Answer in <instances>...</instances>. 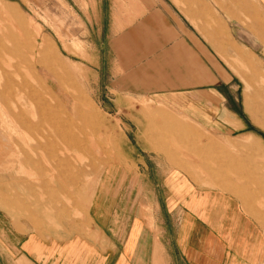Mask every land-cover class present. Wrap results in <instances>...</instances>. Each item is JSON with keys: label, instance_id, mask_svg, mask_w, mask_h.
<instances>
[{"label": "rangeland", "instance_id": "obj_1", "mask_svg": "<svg viewBox=\"0 0 264 264\" xmlns=\"http://www.w3.org/2000/svg\"><path fill=\"white\" fill-rule=\"evenodd\" d=\"M133 1L0 0V264H53L37 257L94 229L87 216L111 165L127 175L118 197L132 196L133 213L156 235L150 192L167 176L179 177L187 194L226 193L264 233V61L255 58L257 70L252 57L227 54L233 40L245 47L260 31L230 34L225 24L217 33L221 22L194 18L208 38L190 25L204 60L218 70L193 51L194 80L186 81L169 44L150 32L130 37L138 24L118 27L115 13ZM50 122L86 140V151ZM95 255L84 264H98Z\"/></svg>", "mask_w": 264, "mask_h": 264}, {"label": "crops", "instance_id": "obj_2", "mask_svg": "<svg viewBox=\"0 0 264 264\" xmlns=\"http://www.w3.org/2000/svg\"><path fill=\"white\" fill-rule=\"evenodd\" d=\"M178 1L181 3L173 0H134L131 2L132 5L125 6L126 9L122 8L119 13H115L117 15L115 21L119 23V28L132 23L138 24L129 33L130 37L138 39L151 33L154 43L169 44L173 52L170 60L176 66H181L179 73L186 75V81L194 80L193 51L200 58V63L204 66L209 64L211 71L218 70L210 67L211 63L207 58L204 60L207 54L202 48L203 41L196 32L192 31L190 25L193 24L195 31L205 40L208 41V38L198 27L200 22L195 21L194 18L198 20V17L205 15L208 20L214 18L215 21L221 22L223 27L217 26L215 29L217 33L218 30L225 31V24L230 34L232 30L236 33L240 29L246 31L258 29L260 31L258 39L246 41L245 47L236 45L233 40L228 44L227 54H231L234 60L238 59L241 62H246L247 58L252 57L254 64L251 65L254 66L251 67L260 69L255 58L264 61V0ZM194 6L197 8L194 9ZM235 8H240V14L246 20L250 19L252 24H242L243 20L236 15ZM143 9H146V12H143ZM230 20L233 25L231 29L228 27ZM218 37L219 34L216 38ZM256 45L260 46L253 48ZM178 49L179 53H177ZM216 52L226 62L222 54L218 50ZM222 53L226 54L224 51ZM229 68L237 69V62L233 68L231 66ZM103 171L87 216L94 229L79 236L75 235L71 238L73 240L66 244L59 246L54 244L52 248L55 249L49 254L53 256H47L46 252H42L39 255L43 257L38 256V260L53 258V264H84L88 259L87 255L96 254L98 264H111L112 254L114 261L117 259L116 264H262L264 262V233L260 224L248 217L242 204L233 201V198L226 193L206 191L187 194L179 177H164L154 185L155 191L150 192L152 203L148 201L154 206L158 227L161 229L156 235L140 214L133 213L135 206L133 197H118L116 193L117 190L120 191L125 187L127 175L122 174V170L116 165H111ZM141 175L137 173V180L141 179ZM142 183L144 184L145 180L139 182L140 185ZM145 205L147 202L141 206ZM123 212L130 214L127 222L123 219L119 222L117 219V216L123 215ZM114 231H117V236L114 235ZM37 248L40 249L39 246ZM41 249L45 248L41 247ZM71 255H75V263L71 260L73 257Z\"/></svg>", "mask_w": 264, "mask_h": 264}, {"label": "bare ground", "instance_id": "obj_3", "mask_svg": "<svg viewBox=\"0 0 264 264\" xmlns=\"http://www.w3.org/2000/svg\"><path fill=\"white\" fill-rule=\"evenodd\" d=\"M22 93V92H21ZM2 99H3V97H1ZM18 99V98H17ZM22 99V98H21ZM30 99V98H29ZM20 101V100H19ZM29 102V101H28ZM30 105H33V104H30ZM32 108V107H31ZM80 108V107H79ZM23 109V108H22ZM34 109V108H33ZM24 110V109H23ZM35 111V110H34ZM28 112V111H27ZM78 113H81V114H85L84 113V109H79V112ZM27 114V113H26ZM36 117H37V115H36ZM36 117H35V119H36ZM154 117H155V115H154ZM26 119V118H25ZM34 119V120H35ZM38 119V118H37ZM14 120V119H13ZM51 124H53V125H55V126H51V129L52 130H57V132L58 133H61V134H64L65 133V135L64 136H66L67 138V141L69 142V144H71V145H74V146H76L77 148H78V150L80 151H86V143H87V141L85 140H83V139H78L77 137L76 138H74V137H71V135L69 134V130L66 128V127H61V125L63 126L64 124H61L60 123V126L58 125H56V123H52V122H50ZM27 125V124H26ZM17 130H18V127H17ZM21 130V129H20ZM22 131V130H21ZM26 131V130H25ZM24 132V131H23ZM26 132H28V131H26ZM90 135V134H89ZM92 136V135H91ZM31 139V138H30ZM25 141V140H24ZM92 143V142H91ZM39 149V148H38ZM67 150V149H66ZM20 156V155H19ZM23 156V155H22ZM196 160V159H195ZM26 161H27V159H26ZM25 161V162H26ZM28 163V162H27ZM82 171V170H81Z\"/></svg>", "mask_w": 264, "mask_h": 264}]
</instances>
